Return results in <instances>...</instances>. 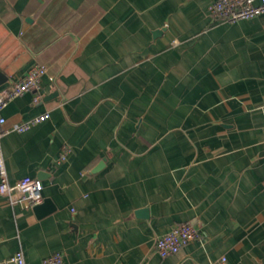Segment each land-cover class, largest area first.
<instances>
[{
	"label": "crops",
	"instance_id": "0c3cea01",
	"mask_svg": "<svg viewBox=\"0 0 264 264\" xmlns=\"http://www.w3.org/2000/svg\"><path fill=\"white\" fill-rule=\"evenodd\" d=\"M213 1L0 0V85L48 66L4 109L9 177L52 204L0 194V260L264 264V12L216 20ZM182 222L202 238L161 257Z\"/></svg>",
	"mask_w": 264,
	"mask_h": 264
},
{
	"label": "built area",
	"instance_id": "2783aa9c",
	"mask_svg": "<svg viewBox=\"0 0 264 264\" xmlns=\"http://www.w3.org/2000/svg\"><path fill=\"white\" fill-rule=\"evenodd\" d=\"M210 12L216 20L236 22L250 19L264 12V0H215L210 5ZM48 72V66L36 62L22 77L11 81L7 86L0 85V194L6 196L11 203L25 202L28 206H36L43 202V183L39 178L24 176L15 182L9 177L8 167L3 150V138L11 129L6 127L5 107L15 98L27 91L37 89L42 77ZM40 96L36 97L39 100ZM50 112H44L32 120L14 125L13 129L23 132L33 125L50 118ZM72 148L64 146L59 155V161L68 160ZM201 228L191 222L176 224L171 230L156 237V249L161 257L178 253L187 243L201 239ZM0 264H27L24 250L21 248ZM44 264H65L64 253L58 251L44 259ZM212 264H231L226 254L219 256Z\"/></svg>",
	"mask_w": 264,
	"mask_h": 264
},
{
	"label": "water",
	"instance_id": "95a60500",
	"mask_svg": "<svg viewBox=\"0 0 264 264\" xmlns=\"http://www.w3.org/2000/svg\"><path fill=\"white\" fill-rule=\"evenodd\" d=\"M102 165L103 164L99 165L96 170L100 169ZM50 203L51 202L49 199H45V201L43 203L36 205L34 207V209L36 210L38 215L42 216L51 210L52 204H50Z\"/></svg>",
	"mask_w": 264,
	"mask_h": 264
}]
</instances>
